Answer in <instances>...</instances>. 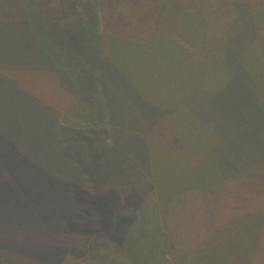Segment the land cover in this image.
<instances>
[{"label": "rangeland", "instance_id": "obj_1", "mask_svg": "<svg viewBox=\"0 0 264 264\" xmlns=\"http://www.w3.org/2000/svg\"><path fill=\"white\" fill-rule=\"evenodd\" d=\"M185 12L203 24L189 41L198 48H216L236 23L261 53L264 0H0V72L12 78L0 74V264H217L224 257L203 254L219 242L236 249L231 264H246L243 232L264 210V140L257 127L231 128L230 113L218 133L208 122L228 86L215 80L230 73L203 68L200 54L184 62L183 49L196 53L178 26ZM250 155L256 164L240 167ZM219 156L235 170L209 190L150 188L151 161L155 180L175 183L178 170ZM144 205L151 218L160 208L170 241L136 254L125 244ZM256 238L251 264H264ZM160 249L161 260L150 256Z\"/></svg>", "mask_w": 264, "mask_h": 264}, {"label": "trees", "instance_id": "obj_2", "mask_svg": "<svg viewBox=\"0 0 264 264\" xmlns=\"http://www.w3.org/2000/svg\"><path fill=\"white\" fill-rule=\"evenodd\" d=\"M243 14L242 18L243 21H247L246 24L248 27L249 32H252L255 30V27L253 28V25L255 22H257V19L252 15V12L248 11L246 14ZM241 17V16H240ZM33 26V32L37 31ZM203 25V24H202ZM202 25L197 24L195 22H192L191 17L188 15V13H183V15L180 17V20L178 22V26L183 29V32L185 33L184 37L189 36V39H183V41L192 48L196 50L195 54L190 53L187 50L183 49L182 58L185 62L187 58H195V55L200 54L203 59H201V62L206 66L209 65L214 68V70L219 75L224 67H226L230 73L229 78H224V76L221 75L220 78L216 79L215 81L218 83L221 81H225V79L228 82V86H226V91L222 92L221 89H218V93H216V102L214 104V111L213 115L209 119L208 122H210L213 125V128L216 129L217 133L219 132L218 127H223V123L225 122L228 116H230V126L231 128H234V130H241L245 126H251V127H257L261 130L262 134L260 137V145H261V139L264 140V35L263 40L257 45L262 46L261 53L256 52L254 47H250L248 45V42L243 38L242 35H240L238 30V25L236 23H233L231 25V28L226 33V37L224 39L215 40L213 43L218 44V46L210 47L211 44L205 45L203 47L205 48H198V44H195V42H189V41H195L197 38L195 37L196 34H200V31H202ZM235 25V27H234ZM234 39V43L231 42V40ZM230 40V41H229ZM257 42V41H256ZM220 43V46H219ZM167 44L169 47L173 46V41L168 39ZM261 44V45H260ZM223 45V46H221ZM227 46L229 48H227ZM254 46V45H253ZM224 47V48H223ZM192 54V55H191ZM208 54V57L206 55ZM205 57V58H204ZM203 68H207L203 67ZM219 69V70H218ZM1 78L3 81L11 80L12 78L9 76H6L5 74L1 73ZM216 85V84H214ZM249 85H254L255 87L253 89H250ZM227 87H229V90H227ZM245 90L248 92H252L255 95V99L248 98L246 96ZM229 91V92H228ZM241 96H245L242 100H244V103H247L246 107H240L237 105L238 98ZM228 98V100H227ZM233 98H236V101L233 102ZM227 100L228 102L224 101ZM225 111L223 112V110ZM59 128H63V124L58 121ZM242 122L247 123L248 125H244ZM226 127V126H224ZM225 129V128H224ZM199 130V129H198ZM176 139L174 138V141ZM181 145H186V140H176ZM179 145V144H178ZM226 145V144H225ZM222 146V144H221ZM184 149L188 150V152H192L193 154H196L195 152L203 157V152H199V150L195 149V146H183ZM202 149V148H201ZM264 150V148H262ZM187 152V151H186ZM225 153V152H223ZM191 156V155H190ZM257 155H250L245 160L246 163H242L240 167L246 168L249 164H256L254 163L255 158ZM216 159V166H211L210 162L206 159L204 160V163H199L197 167H194L192 170H190V173H194L193 177H189V174L183 173L182 170L179 173V181L172 183L169 182V178H161L162 180H165V182H161L159 180H155V178L158 176V173H161L157 168H153L151 166V163L149 164V167L153 170L152 176L150 175V188L159 196L161 197H169L176 194H182L183 191H185L187 188H191V190H195L199 185L203 186L201 188V191L209 190V186L215 185V177L218 176L221 172H228L235 170V167L233 170H230L229 168H223L220 167L219 164H223V156L215 157ZM189 160V159H188ZM253 161V162H252ZM74 167L75 165L72 164ZM236 165V164H235ZM81 167V165H80ZM215 168V172L213 174V170ZM222 170V171H221ZM209 178V181H213L211 184H206L207 179ZM205 180V181H204ZM183 181V182H182ZM185 181V182H184ZM187 184L186 188H183V185ZM204 186H206L204 188ZM93 195V194H92ZM103 202L101 201L100 204H94V206H102ZM108 204H106L107 206ZM258 207V204L257 206ZM254 211V209H251ZM256 212V213H255ZM140 220H135L133 228L129 231V238L127 239L128 242L125 244V247L130 249L132 253H140L141 251H136L138 249V246H150V247H167L170 241L168 236L165 238H160V221L162 219V212L159 208V212L156 215L151 218V216L148 213V205H144L141 208L140 211ZM253 215V216H252ZM252 220H250L246 226H245V232L244 235L246 236L248 246H247V257H246V264H251L252 254L253 251H255V239L257 234H261L264 236V210L259 209L254 211L252 213ZM158 217V220H157ZM157 220V221H156ZM159 221V222H158ZM261 230V232H260ZM102 232V231H101ZM106 232V231H105ZM103 233V232H102ZM147 238V239H143ZM149 239V240H148ZM154 239H161L159 242L155 241ZM258 240V239H257ZM142 243H151V245H144ZM141 248V247H140ZM160 250L150 251V256L154 258V255L156 253V258L158 257V260H161L164 257V253L161 254ZM236 249L235 248H229L228 250L225 249V245L222 243L214 244L213 247H211L207 252H205L202 256L203 257H211L215 258L214 256L218 257H224V259L217 261V264H226L231 262H234V254ZM201 256V257H202ZM224 260V263H223ZM229 261V262H228ZM204 262H201L203 264Z\"/></svg>", "mask_w": 264, "mask_h": 264}]
</instances>
